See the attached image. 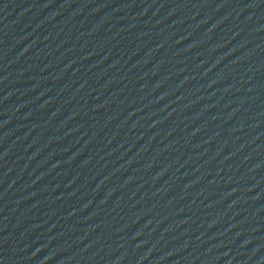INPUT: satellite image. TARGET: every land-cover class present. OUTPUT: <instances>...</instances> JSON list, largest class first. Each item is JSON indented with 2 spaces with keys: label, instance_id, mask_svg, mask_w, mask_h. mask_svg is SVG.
Here are the masks:
<instances>
[{
  "label": "water",
  "instance_id": "95a60500",
  "mask_svg": "<svg viewBox=\"0 0 264 264\" xmlns=\"http://www.w3.org/2000/svg\"><path fill=\"white\" fill-rule=\"evenodd\" d=\"M0 264H264V0H0Z\"/></svg>",
  "mask_w": 264,
  "mask_h": 264
}]
</instances>
